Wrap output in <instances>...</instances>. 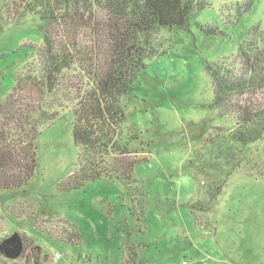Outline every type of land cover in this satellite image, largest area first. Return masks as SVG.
I'll list each match as a JSON object with an SVG mask.
<instances>
[{"label": "rangeland", "instance_id": "1", "mask_svg": "<svg viewBox=\"0 0 264 264\" xmlns=\"http://www.w3.org/2000/svg\"><path fill=\"white\" fill-rule=\"evenodd\" d=\"M249 1L209 0L192 24L196 41L168 30L157 36L166 54L149 63L123 99L124 129L139 134L144 152L138 157L148 160L136 167L132 181L103 179L60 191L79 156L74 108L66 103L40 139L33 181L24 192L0 193V242L19 243L26 234L35 241L34 255L41 254L38 264H264V139L218 161L207 146L217 128L221 141L238 123L234 114L221 116L206 106L214 98L208 64L236 56L241 43L260 32L264 38V0H254L232 25ZM12 2L0 0V100L24 60L37 59L46 32L31 15L9 20ZM200 26L219 33L207 36ZM256 26L259 32L252 31ZM255 103L263 107L264 93ZM206 177L224 192L203 212L192 206L201 201L208 207ZM29 256L14 254L12 262L35 264Z\"/></svg>", "mask_w": 264, "mask_h": 264}, {"label": "trees", "instance_id": "2", "mask_svg": "<svg viewBox=\"0 0 264 264\" xmlns=\"http://www.w3.org/2000/svg\"><path fill=\"white\" fill-rule=\"evenodd\" d=\"M208 1L13 0L9 20L31 15L45 23L46 32L37 59L26 65L24 60L0 100V193L24 192L33 181L40 168V139L66 103L74 108L72 137L79 156L77 170L59 184L60 191L68 194L103 179L132 181L136 167L148 160L138 157L144 152L139 134L124 129L123 99L149 63L166 54L156 42L160 32H183L196 41L192 24L208 9ZM253 5L250 0L238 9L233 27ZM199 30L207 36L219 33L216 27ZM263 41L260 32L245 39L236 56L207 66L214 98L206 106L221 116L234 114L238 121L228 139L223 135L219 141L221 128L215 138L208 136L215 161L264 139V105L254 104L264 93ZM207 178L202 187L208 207L201 201L192 206L203 212L218 205L224 192V186ZM17 238L16 244L0 242V264H13L14 254L29 259V252L38 264L41 254L34 255V239L26 234Z\"/></svg>", "mask_w": 264, "mask_h": 264}, {"label": "built area", "instance_id": "3", "mask_svg": "<svg viewBox=\"0 0 264 264\" xmlns=\"http://www.w3.org/2000/svg\"><path fill=\"white\" fill-rule=\"evenodd\" d=\"M57 258H61V255L58 254V255H57ZM182 264H188V262H187V261H184Z\"/></svg>", "mask_w": 264, "mask_h": 264}, {"label": "flooded vegetation", "instance_id": "4", "mask_svg": "<svg viewBox=\"0 0 264 264\" xmlns=\"http://www.w3.org/2000/svg\"><path fill=\"white\" fill-rule=\"evenodd\" d=\"M16 244V243H14ZM16 249H21V245L17 244Z\"/></svg>", "mask_w": 264, "mask_h": 264}, {"label": "water", "instance_id": "5", "mask_svg": "<svg viewBox=\"0 0 264 264\" xmlns=\"http://www.w3.org/2000/svg\"><path fill=\"white\" fill-rule=\"evenodd\" d=\"M17 250H19V249H17Z\"/></svg>", "mask_w": 264, "mask_h": 264}]
</instances>
